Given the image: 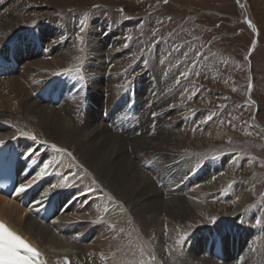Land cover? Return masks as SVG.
<instances>
[{"label":"rangeland","instance_id":"1","mask_svg":"<svg viewBox=\"0 0 264 264\" xmlns=\"http://www.w3.org/2000/svg\"><path fill=\"white\" fill-rule=\"evenodd\" d=\"M15 10L17 15H12ZM0 24L14 39L23 30L46 32V47L63 48L57 59L66 52L71 59L63 56L71 64L66 62L57 74L72 76L89 63L100 65L98 70L86 71L95 80L102 74L119 72L121 78L112 81L116 84L111 90L115 100H111L108 113L121 103V96L126 97L127 108L114 113L112 133L132 140L154 136L165 128L185 137L174 155L137 151L131 145L128 151L163 198L195 192L213 208L212 213L192 208L180 223L167 220L163 214L165 225L160 223L159 233L148 242L133 226L129 235L133 238L132 262L124 264H157L158 248L154 250L153 245L160 239L170 241L166 264L174 263L183 251L191 257L194 248L196 254L202 253L214 264H264V0H10L0 5ZM22 39L16 51L26 54L20 46L25 42ZM149 73L147 79L134 77ZM166 75L178 90L174 113L158 111L149 101L152 94L148 95V88L156 82L154 79ZM128 85L133 92L136 87L141 89L143 102L135 104L134 97L125 95ZM93 89L98 92L95 84ZM130 125L134 130L128 131ZM203 166L205 170L200 173ZM182 172H186L189 183L181 189L186 184L177 183L183 178ZM223 177L228 181L219 189L214 187ZM96 195L99 197H91ZM77 196L71 203L86 202L85 197ZM242 196L248 199L245 206H240ZM82 210L79 214L85 219L92 215ZM231 227L240 229V237L244 235L249 246L234 256L233 243L225 237ZM222 237L229 246L221 243ZM201 246L204 250L221 249L224 256L229 249L226 257L230 260L221 261L220 255L211 257L212 253L206 256ZM235 246L237 249L238 244ZM93 264L102 263L97 258Z\"/></svg>","mask_w":264,"mask_h":264},{"label":"bare ground","instance_id":"2","mask_svg":"<svg viewBox=\"0 0 264 264\" xmlns=\"http://www.w3.org/2000/svg\"><path fill=\"white\" fill-rule=\"evenodd\" d=\"M9 1L0 0V5L9 4ZM12 15H17V11H13ZM12 35L0 24L1 55H6L11 48L13 50ZM48 37L44 31L35 37L26 33L25 42L20 44L26 50L25 63H14L0 73V140L3 141L0 145L9 143L29 158L31 171L24 174V166L19 171L24 184L34 181L33 187L43 181L32 194L36 205L26 206L18 197L11 199L0 195V218L37 248L41 264H63V258H67L69 264H93L97 258L102 264L132 262L133 238L129 235L133 226L148 242L149 237L160 230V223L165 225L166 219L161 218L163 214H166L167 220L180 223L192 208L207 215L212 213L213 208L206 206L195 192L163 198L150 176L137 166L134 155L131 157L129 154L128 146L131 145L137 151H166L174 155L177 148L183 146V134L163 128L154 136L134 137L131 140L112 133L110 128L113 127L114 113L117 110L122 112L119 109H124L127 103L126 97L121 96V103L113 104L114 110L108 113L112 108L111 100H115L111 90L116 84L112 81L121 78L120 73L107 70L109 74H102L95 80L92 73L87 74L86 71L98 70L100 65L89 63L84 70L72 72V76L57 74L58 69L62 70L66 62L69 63L64 60H68L69 56L66 52L57 59L62 47H46ZM63 56L66 58L63 59ZM154 80L156 82L147 91L148 95L152 94L149 100L151 104L158 111L177 112L173 101L178 90L169 81V76ZM94 84L98 86V92L91 90ZM128 86L125 95L134 97L135 104L141 103V89L136 87L133 92ZM106 92L109 94L105 95ZM105 114H110V121L104 119ZM44 162L50 166L42 172ZM185 176L186 172H182L183 178L177 180V183H186L181 189L189 183ZM227 178L223 177L214 187H222ZM248 192L245 196L249 195ZM76 194L85 197L86 202H82L83 199L80 200L82 203L76 200V203H71ZM93 194H99V197H91ZM53 201L55 213L52 221L57 218L60 220L58 224L51 220L46 222L42 214L41 207ZM247 202L248 199L244 198L240 206H245ZM84 208V212L92 214L88 219L79 214ZM238 212L234 211L233 214ZM230 230L234 231L235 228ZM61 233H64L63 237ZM241 237L233 233L227 236L233 243L232 256L238 253L236 244L241 253L246 246L249 247L247 238L244 235ZM199 244L202 243L198 241ZM153 246L154 250L158 248L156 263L166 264L165 255L170 241L160 239ZM192 250L191 257L183 251L172 264H214L204 259L202 253L196 254L197 249Z\"/></svg>","mask_w":264,"mask_h":264},{"label":"snow or ice","instance_id":"3","mask_svg":"<svg viewBox=\"0 0 264 264\" xmlns=\"http://www.w3.org/2000/svg\"><path fill=\"white\" fill-rule=\"evenodd\" d=\"M83 24L84 21L82 20L81 25ZM80 30L83 31V27ZM0 143H3V141L0 140ZM29 155H32V153H29ZM49 166V163L44 162L42 172ZM33 183L34 181H29L27 184L20 186L17 191L23 193ZM53 187L56 186L54 185ZM39 257L40 253L22 239L21 236L11 231L3 223H0V264H41Z\"/></svg>","mask_w":264,"mask_h":264},{"label":"water","instance_id":"4","mask_svg":"<svg viewBox=\"0 0 264 264\" xmlns=\"http://www.w3.org/2000/svg\"><path fill=\"white\" fill-rule=\"evenodd\" d=\"M64 263L65 264H69V262H68V260L66 258L64 259Z\"/></svg>","mask_w":264,"mask_h":264}]
</instances>
